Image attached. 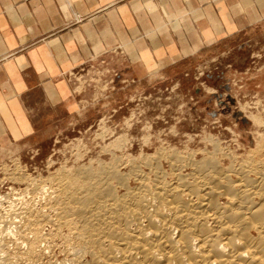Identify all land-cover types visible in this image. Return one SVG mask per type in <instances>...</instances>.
I'll list each match as a JSON object with an SVG mask.
<instances>
[{
	"label": "rangeland",
	"instance_id": "374dc122",
	"mask_svg": "<svg viewBox=\"0 0 264 264\" xmlns=\"http://www.w3.org/2000/svg\"><path fill=\"white\" fill-rule=\"evenodd\" d=\"M112 60L107 69L93 66L89 72L80 70L81 76L75 74L78 85L91 84L92 97L49 144L0 148V215L7 219L27 203L45 214L36 225L37 238L32 232L26 239L15 233L16 218L9 224L2 221L1 258L15 264H57L78 247V226L64 218L55 222L57 209H47L60 181L70 183L65 197L68 191L75 196L84 191L93 176V188L122 196L126 186L137 187L133 175L152 186L156 174L172 184L175 177L190 178L196 168L232 169L243 161L251 167L264 164V33L239 48L227 45L213 56L179 58L141 77L128 70L124 58ZM251 173L248 180L256 179ZM229 176V181L237 179ZM217 202L226 204L224 197ZM30 244H35L32 255Z\"/></svg>",
	"mask_w": 264,
	"mask_h": 264
},
{
	"label": "crops",
	"instance_id": "0c3cea01",
	"mask_svg": "<svg viewBox=\"0 0 264 264\" xmlns=\"http://www.w3.org/2000/svg\"><path fill=\"white\" fill-rule=\"evenodd\" d=\"M263 33L264 0H0V148L49 144L92 97L80 70L141 77Z\"/></svg>",
	"mask_w": 264,
	"mask_h": 264
},
{
	"label": "bare ground",
	"instance_id": "6f19581e",
	"mask_svg": "<svg viewBox=\"0 0 264 264\" xmlns=\"http://www.w3.org/2000/svg\"><path fill=\"white\" fill-rule=\"evenodd\" d=\"M254 121H257L256 118ZM243 162L232 169L218 166L196 168L190 178L176 174L178 177L172 184L164 183L161 176L155 173L153 187L145 178L133 175L137 187L131 189L124 186L126 192L122 196L111 195L109 186L111 192L108 189L99 192L95 185L93 188L90 182L93 176L87 182L89 186L84 184L85 189L82 186L84 191L77 189L80 192L76 196L68 191L70 195L65 197L64 190L67 192L66 187L70 183L67 179L66 182L60 181L57 191L51 196H55L54 203L47 209H57L55 222L64 218L63 222L74 224L76 229L78 226L74 232L79 244L76 243V249H71L65 261L57 264H264V164L251 167ZM251 172L256 179L248 180L253 174ZM108 174L106 172V176ZM229 174L236 175L237 179L229 181ZM107 182L104 181L106 185ZM39 190L43 191V186H39ZM219 197L226 200L224 206L217 204ZM27 205L21 206V209L17 206L18 211L12 214L13 217L10 214L6 219L0 215V224L2 221L9 224V220L13 222L16 218L18 225L15 233L26 239L25 235L32 232L37 238L39 231L36 232V225L45 214ZM4 227L8 235L12 230L8 225ZM32 245L28 255L33 252ZM1 256L0 264H15Z\"/></svg>",
	"mask_w": 264,
	"mask_h": 264
}]
</instances>
